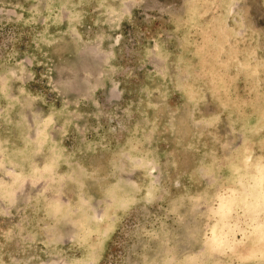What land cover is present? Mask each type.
Instances as JSON below:
<instances>
[{"label":"rangeland","instance_id":"1","mask_svg":"<svg viewBox=\"0 0 264 264\" xmlns=\"http://www.w3.org/2000/svg\"><path fill=\"white\" fill-rule=\"evenodd\" d=\"M0 264H264V0H0Z\"/></svg>","mask_w":264,"mask_h":264}]
</instances>
